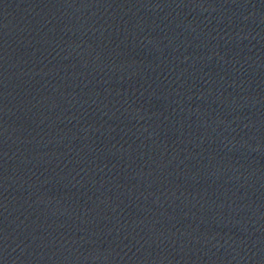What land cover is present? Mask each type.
Listing matches in <instances>:
<instances>
[{"label": "water", "instance_id": "95a60500", "mask_svg": "<svg viewBox=\"0 0 264 264\" xmlns=\"http://www.w3.org/2000/svg\"><path fill=\"white\" fill-rule=\"evenodd\" d=\"M0 264H264V0H0Z\"/></svg>", "mask_w": 264, "mask_h": 264}]
</instances>
